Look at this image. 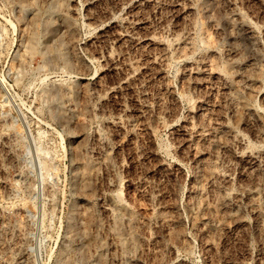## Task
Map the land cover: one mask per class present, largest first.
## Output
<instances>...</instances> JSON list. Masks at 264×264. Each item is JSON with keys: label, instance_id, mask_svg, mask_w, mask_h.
<instances>
[{"label": "rangeland", "instance_id": "obj_1", "mask_svg": "<svg viewBox=\"0 0 264 264\" xmlns=\"http://www.w3.org/2000/svg\"><path fill=\"white\" fill-rule=\"evenodd\" d=\"M58 1L0 0V264H264V0Z\"/></svg>", "mask_w": 264, "mask_h": 264}, {"label": "bare ground", "instance_id": "obj_2", "mask_svg": "<svg viewBox=\"0 0 264 264\" xmlns=\"http://www.w3.org/2000/svg\"><path fill=\"white\" fill-rule=\"evenodd\" d=\"M56 1V0H55ZM58 1V0H57ZM59 1H61L62 2V0H59ZM59 1L57 2V3H59ZM151 2H152V0H150ZM154 1V0H153ZM166 2H167V0H165ZM178 1H180V0H178ZM184 1V0H183ZM255 1H257V0H255ZM175 2V1H174ZM259 2V1H258ZM257 2V3H258ZM261 2V1H260ZM226 3V2H225ZM153 4V3H152ZM171 4V3H170ZM172 4H174V3H172ZM261 4V3H260ZM55 5V4H54ZM181 5V4H180ZM223 5H225V4H223ZM261 5H264V4H261ZM260 5V6H261ZM59 6V5H58ZM147 6H148V4H147ZM154 6V5H153ZM172 6V5H171ZM174 6V5H173ZM173 6H172V8H173ZM176 6V5H175ZM185 5H183V7H184ZM227 7H230V6H227ZM55 8H56V5H55ZM175 8V7H174ZM177 8H178V6H177ZM264 8V7H263ZM190 9V8H189ZM173 10H175V9H173ZM182 10V9H181ZM187 11V10H186ZM190 11V10H189ZM264 11V10H263ZM263 11H261L262 13H263ZM176 12H177V10H176ZM259 12H260V9H259ZM93 13H95V12H93ZM179 13V12H178ZM181 13H182V11H181ZM186 13V12H185ZM186 15V14H185ZM234 15L235 16H240V15H238L237 13H235L234 12ZM67 16V15H66ZM95 16V15H94ZM258 16H259V14H258ZM65 17V16H64ZM63 17V18H64ZM69 17V16H68ZM144 17V16H143ZM183 17V16H182ZM66 18V17H65ZM94 18V17H93ZM231 18V17H230ZM234 18V17H233ZM239 18H241V17H239ZM238 18V19H239ZM59 19H60V17H59ZM68 19V18H67ZM235 19V18H234ZM243 18H241V20H242ZM69 20V19H68ZM141 20V19H140ZM139 20V21H140ZM231 20V19H230ZM240 20V19H239ZM238 20V21H239ZM232 21V20H231ZM233 22V21H232ZM65 23V22H64ZM64 23H63V25H64ZM141 23H142V21H141ZM148 23V22H147ZM241 23H242V21H241ZM144 24V23H143ZM232 24V23H231ZM239 24V23H238ZM244 24V23H243ZM145 25V24H144ZM235 26V25H234ZM234 26H233V24H232V27H233V29H234ZM240 26V25H239ZM249 26V25H248ZM246 27L245 26V29L249 32V34H251L250 33V28L249 27ZM244 27V26H243ZM67 28V27H66ZM113 28V27H112ZM135 28V27H134ZM139 28V27H138ZM137 28V29H138ZM70 29H71V26H70ZM110 29V28H109ZM241 29V28H240ZM253 29V28H252ZM68 30V29H67ZM111 30H115V29H111ZM121 30V29H120ZM123 30V29H122ZM126 30V29H125ZM144 31V30H143ZM142 31V32H143ZM146 31V30H145ZM144 31V32H145ZM243 31V30H242ZM104 32H107V31H104ZM103 32V33H104ZM110 32V31H109ZM127 32V31H126ZM141 32V33H142ZM143 32V33H144ZM54 33H56V32H54ZM108 33V32H107ZM128 33V32H127ZM126 33V34H127ZM131 33V32H130ZM140 33V32H139ZM245 33H247V32H245ZM106 34V33H105ZM116 35H115V37H113V38H118V39H121L122 37L124 38L125 36H127L126 34H122V32L121 33H115ZM133 34V33H132ZM56 35V34H55ZM109 35V34H108ZM130 35V34H129ZM129 35H128V37H129ZM176 35V34H175ZM247 35V34H246ZM112 36V35H111ZM110 36V37H111ZM114 36V35H113ZM133 36V35H132ZM250 36V35H249ZM52 37H53V35H52ZM155 37V36H154ZM153 37V38H154ZM106 38H107V35H106ZM109 38V37H108ZM136 38V37H135ZM137 38H138V36H137ZM156 38V37H155ZM254 38V37H253ZM252 38V39H253ZM125 39V41H126V39H128V38H124ZM175 39V38H174ZM173 39V40H174ZM178 39V37H176V40ZM53 40V39H52ZM115 40V39H114ZM117 40V39H116ZM136 39H134V41H135ZM140 41L141 43H143V44H149V43H152V41L154 42V39H151V37L149 36V34H143L141 37H140V39H137V41ZM152 40V41H151ZM112 41V40H111ZM122 41V43H123V41L124 40H121ZM136 41V42H137ZM138 41V42H139ZM179 41V40H178ZM137 42V43H138ZM158 42V41H157ZM119 43H120V41H119ZM129 43H133V42H127V44H129ZM160 43V42H159ZM162 43V42H161ZM51 44V43H50ZM52 44H54V45H51V46H49L48 47V49H47V51H48V54L50 53L51 54V56H52V58H51V56H50V58L52 59V61L54 62V60L55 61H62L63 63H66V62H68V60H67V57H66V54H65V52L63 51V49H62V47H61V45H60V43L59 44H55V43H52ZM134 44V43H133ZM132 44V45H133ZM154 44H156V43H154ZM154 44H153V46H154ZM138 45V44H137ZM140 45H142V44H140ZM139 45V46H140ZM158 45V44H157ZM127 46V45H126ZM126 46H124V44H123V47H126ZM134 46V45H133ZM139 46H137V48L139 47ZM145 46H147V45H145ZM152 46V47H153ZM123 47H121V49L123 48ZM144 47V46H143ZM155 47V46H154ZM153 47V48H154ZM157 47V46H156ZM47 48V47H46ZM150 48H151V45H150ZM159 48V47H158ZM123 49H125V48H123ZM140 49H141V47H140ZM148 49V48H147ZM146 49V50H147ZM157 49V48H156ZM143 50V49H142ZM149 50H153L152 48L151 49H149ZM154 51V50H153ZM157 51V50H156ZM164 51V50H163ZM124 52V51H123ZM144 52V51H143ZM146 53V52H145ZM155 53V52H154ZM153 53V54H154ZM160 53V52H159ZM150 54V53H149ZM165 54V53H164ZM161 55V54H160ZM163 55V54H162ZM111 56H113V55H111ZM120 56V55H119ZM154 56V55H153ZM122 57V56H121ZM162 57V56H161ZM160 57V58H161ZM120 58V57H119ZM124 58V57H123ZM122 58V59H123ZM159 58V57H158ZM106 59H108V58H106ZM121 59V60H122ZM126 59V58H125ZM147 59H150V58H147ZM155 59V58H154ZM163 59V58H162ZM118 59H116L115 58V55H114V57H112V58H110L109 59V62H111V64H112V67H113V69L114 70H116V71H120V72H117L118 73V75H119V73H121V69H124L125 67L127 68L129 65L127 64V63H124V62H121V60L120 61H117ZM108 61V60H107ZM125 61H127V59L125 60ZM158 61H159V59H158ZM158 61H157V63H158ZM235 61V60H234ZM147 62V61H146ZM146 62H144V63H146ZM130 63V62H129ZM154 63V62H153ZM156 63V62H155ZM160 63V62H159ZM134 64V63H133ZM138 64V63H137ZM143 64V63H142ZM232 64V63H231ZM235 64V63H234ZM238 65L240 64V63H237ZM135 65V64H134ZM133 65V66H134ZM139 65V64H138ZM137 65V66H138ZM145 65V64H144ZM151 65V64H150ZM149 65V66H150ZM155 65V64H154ZM154 65H153V67H154ZM233 65V64H232ZM109 67L111 66V65H108ZM132 65H130V67H131ZM136 65H135V67H137ZM145 66H147V64L145 65ZM134 67V68H135ZM139 67H140V65H139ZM138 67V68H139ZM142 67H144V66H142ZM152 67V66H151ZM232 67V66H231ZM109 69V68H108ZM135 69H137V68H135ZM110 70V69H109ZM114 70H112V71H114ZM126 69H124L123 71H125ZM193 70V69H192ZM211 70V69H210ZM111 71V70H110ZM128 71V70H127ZM135 71V70H134ZM213 71V70H212ZM190 72L191 73H193L191 70H190ZM215 72H217V74H218V72L219 71H215ZM222 72V71H221ZM221 72H219V73H221ZM134 73V72H133ZM196 74V73H195ZM210 75V74H209ZM216 75V74H215ZM222 75V74H221ZM112 76V75H111ZM114 76H117L116 74L114 75ZM128 73H121L120 74V76L119 77H115L116 79H117V84L119 83L120 85H121V83H125V79H127L128 77ZM220 76V75H219ZM223 77V76H222ZM226 77V76H225ZM217 78V77H216ZM221 78V77H220ZM224 78V77H223ZM101 79V78H100ZM131 79V78H130ZM224 79H226V78H224ZM112 80H114V81H110V80H108V81H110V82H115V79H112ZM98 82H99V80H97ZM129 81V80H128ZM103 82V81H102ZM107 82V81H106ZM106 82H104V83H106ZM108 83V82H107ZM127 83V82H126ZM109 84H112V83H109ZM117 84H116V86H117ZM118 84V85H119ZM98 85V87H99V91L101 92V91H105V90H109V88L107 89V86H105L104 84H97ZM111 86V85H110ZM124 86V85H123ZM128 85H126L125 87H127ZM118 87V86H117ZM110 88H112V87H110ZM115 88V87H114ZM123 88V87H122ZM130 88H131V84H130ZM124 89V88H123ZM126 89V88H125ZM98 90V89H97ZM110 90H113V89H110ZM119 90V89H118ZM128 90V89H127ZM94 92H95V90H94ZM93 92V93H94ZM98 92V91H97ZM92 93V92H91ZM103 93V92H102ZM105 93V92H104ZM68 94V92H67V89H62V88H60V89H58L57 91H56V93H54V96L56 95L57 97H59V99H64V98H67V95ZM238 94V93H237ZM101 96V95H100ZM69 98H70V96H68ZM102 97V96H101ZM99 98V97H98ZM100 99V98H99ZM66 100V99H65ZM69 100V99H68ZM64 101V100H63ZM261 119V118H260ZM114 120V119H113ZM112 120V121H113ZM190 119H188V121H189ZM259 120V119H258ZM108 121H110V120H108ZM111 121V122H112ZM259 121H261V120H259ZM105 122V121H104ZM106 122H107V120H106ZM123 122V121H122ZM190 122V121H189ZM202 122V121H201ZM107 124H109V123H107ZM195 124V123H194ZM198 124V123H197ZM201 124V123H200ZM120 120H117L116 118H115V121H113L112 123H111V126H113V127H117V129H119L118 127H120ZM185 125H188V124H185ZM185 125H184V129L186 128L185 127ZM189 125H191V124H189ZM196 125V124H195ZM199 125V124H198ZM110 126V124H109V127H111ZM190 127V126H189ZM198 127V126H197ZM202 127H203V125H202ZM122 128V127H121ZM201 128V127H200ZM114 129V128H113ZM187 129V128H186ZM194 128H192L190 131L192 132V130H193ZM196 129V128H195ZM194 129V130H195ZM202 129V128H201ZM116 130V129H115ZM188 130V129H187ZM186 130V131H187ZM199 130V129H198ZM200 131H202V130H200ZM204 131H205V129H204ZM195 132V131H194ZM193 132V133H194ZM203 132V131H202ZM181 133V132H180ZM186 133H188V132H186ZM190 133V132H189ZM192 133V134H193ZM198 133V132H197ZM207 133V132H206ZM182 134H183V132H182ZM184 134H185V131H184ZM195 134V133H194ZM193 134V135H194ZM101 135V134H100ZM199 135H202V134H199ZM204 135H206V134H204ZM203 135V136H204ZM181 136V135H180ZM195 136V135H194ZM98 137H99V135H98ZM101 138H102V136H100ZM182 137V136H181ZM183 137H184V135H183ZM188 137V136H187ZM190 137H191V135H190ZM198 137V136H197ZM204 137H206V136H204ZM94 138H95V136H94ZM203 138V137H202ZM240 137H238V139H239ZM242 138V137H241ZM240 138V140H243V138L241 139ZM98 139V138H97ZM103 139V138H102ZM197 139V138H196ZM207 139V138H206ZM180 140H182V139H180ZM185 140V139H184ZM187 140V139H186ZM185 140V141H186ZM199 140H200V138H199ZM205 140V138L204 139H202V141H204ZM96 141H98V140H96ZM100 141V140H99ZM197 141V140H196ZM206 141V140H205ZM195 142V141H194ZM201 142V141H200ZM97 143V142H96ZM189 143V142H188ZM196 144H197V142H195ZM201 143H205V142H201ZM99 144V143H98ZM98 144H97V146H98ZM187 145V144H186ZM203 145V144H202ZM98 148V147H97ZM100 148V147H99ZM247 150V149H246ZM191 151H193V150H191ZM196 151V150H195ZM245 152V151H244ZM243 153V152H242ZM246 153V152H245ZM249 153V152H248ZM256 153V152H255ZM255 153H254V157H255ZM105 154V153H104ZM239 155V154H238ZM240 155H241V157H242V154L240 153ZM246 155H247V153H246ZM258 156V155H257ZM256 156V157H257ZM83 157V159L84 160H82L81 159V161H85V157L86 156H81V158ZM105 157H106V154H105ZM239 157V156H238ZM107 158V157H106ZM109 158V157H108ZM244 158V157H243ZM249 158V157H248ZM104 159V158H103ZM250 159H251V157H250ZM255 159H257V158H255ZM255 159H253L254 161H255ZM86 160H88V159H86ZM89 160H91V159H89ZM105 160H108V159H105ZM105 160H104V162H105ZM251 161V160H250ZM86 163V162H85ZM89 163V162H88ZM106 163V162H105ZM91 164V163H90ZM204 164V163H203ZM95 165V164H94ZM82 166H83V164H82ZM86 166V165H85ZM88 166H89V164H88ZM93 166V165H92ZM81 167V166H80ZM82 168V167H81ZM84 168V167H83ZM89 169H91V167H88ZM88 168H87V166L82 170V171H84V170H88ZM93 168V167H92ZM81 170V169H80ZM80 172V171H79ZM86 172H88V171H85V173ZM78 174V173H77ZM88 174V173H87ZM86 176V175H85ZM81 177H82V175H81ZM80 177V178H81ZM83 177H84V175H83ZM87 180H88V178H86ZM84 181H86L85 179H84ZM111 182V181H110ZM108 184H110V183H108ZM113 185H115V183H113ZM108 186V185H107ZM109 187V186H108ZM112 187V186H111ZM109 189V188H108ZM110 194V193H109ZM110 197V196H109ZM113 197V196H112ZM114 199V198H113ZM108 200V199H107ZM114 201H115V199H114ZM110 203V202H109ZM115 204L117 203V202H114ZM118 205V204H117ZM114 206V205H113ZM118 207V206H117ZM112 209V208H111ZM109 207H105L104 208V211H105V213L103 212V214L104 215H109L108 217L110 218L112 215H113V211L111 210ZM116 209V208H115ZM161 209V211L164 209H162V207L160 208ZM118 211V210H117ZM90 212H93V211H90ZM101 212V211H100ZM94 213V212H93ZM120 213H122L123 214V212H120ZM262 213H264V211L262 212ZM90 215H91V213H90ZM89 215V216H90ZM107 215H106V217H107ZM116 215H118V213L116 214ZM121 215V214H120ZM124 215V214H123ZM92 216V215H91ZM122 216V215H121ZM125 216V215H124ZM113 217V216H112ZM111 217V218H112ZM131 217H133L132 215H131ZM108 218V219H109ZM123 218V217H122ZM122 218L121 217H115L114 216V218H113V228H112V232H110V234L112 233L113 234V237H112V235L111 236H109V237H112V238H114L115 240H123V238H125V237H131V241H132V236L134 235L132 232H131V235H130V233H127V231H125L124 229H123V220H122ZM95 219V218H94ZM93 219V220H94ZM98 219V218H97ZM126 219V218H125ZM110 221H111V219H109ZM9 221V220H8ZM91 221H92V219H91ZM125 221V220H124ZM127 221V220H126ZM131 221V220H130ZM133 221V220H132ZM7 223V222H6ZM99 223H100V221H99ZM99 223H97V224H99ZM112 223V222H111ZM128 223V222H127ZM136 222H134V224H135ZM8 224V223H7ZM96 224V225H97ZM134 224H132V225H134ZM3 225H5V223H3ZM92 225V224H91ZM90 224H89V226H91ZM94 225V224H93ZM125 225V224H124ZM97 226H99V225H97ZM103 226V225H102ZM101 225L99 226V227H102ZM105 226V225H104ZM126 226V225H125ZM136 225H134V227H135ZM84 227H88V225L87 226H84ZM109 227H111V226H109ZM108 227V225H107V228H109ZM11 228V227H10ZM98 228V227H97ZM125 228V227H124ZM128 228V227H127ZM126 228V229H127ZM5 228L3 227V230H4ZM7 229V228H6ZM9 229V228H8ZM7 229V230H8ZM83 229V228H82ZM103 229H104V227H103ZM84 230H85V228H84ZM91 230V229H90ZM98 230V229H97ZM105 230V229H104ZM81 231V230H80ZM88 231V230H87ZM98 231H100V230H98ZM103 231V230H102ZM108 231H110V228L108 229ZM134 231V230H133ZM1 232V231H0ZM7 232V231H6ZM84 232L85 231H83V232H81V234L83 233L84 234ZM89 232V231H88ZM87 232V233H88ZM137 232V231H136ZM135 232V233H136ZM86 233V232H85ZM87 233H86V235H87ZM90 233V232H89ZM92 233H93V231H92ZM80 234V233H79ZM96 235H98L97 234V231H96V233H95ZM107 234V233H106ZM85 235V234H84ZM90 235V234H89ZM83 236V235H82ZM92 236H93V234H92ZM139 236V235H138ZM138 236H136V238L138 237ZM84 237V236H83ZM86 237V236H85ZM96 237H98V236H96ZM95 237V238H96ZM87 238H89V237H87ZM92 238H94V236L93 237H91V239ZM135 238V237H134ZM91 239H90V241H91ZM102 239V238H101ZM108 239V238H107ZM111 239V238H110ZM138 239H140V237L138 238ZM112 240V239H111ZM108 241H109V239H108ZM127 241V240H126ZM130 240H128L127 242H129ZM137 241V240H136ZM135 241V242H136ZM101 242V241H100ZM118 242V241H117ZM133 242V241H132ZM134 242V243H135ZM91 243H92V241H91ZM90 242H89V244H91ZM98 243H99V241H98ZM112 243V242H111ZM114 243V242H113ZM121 243V242H120ZM124 243V240H123V242H122V244ZM131 243V242H130ZM137 243H138V241H137ZM137 243H136V245H137ZM93 245H94V243H92ZM96 244V243H95ZM114 244H117V243H114ZM103 245H105V244H103ZM102 245V246H103ZM120 245V244H119ZM139 245H140V240H139ZM91 246V245H90ZM96 246V245H95ZM99 246V245H98ZM97 246V247H98ZM100 246H101V243H100ZM123 246V245H122ZM88 247H89V245H88ZM96 247V248H97ZM121 247V246H120ZM124 247V246H123ZM130 247V246H129ZM138 247H140V246H138ZM75 248V247H74ZM103 248V247H102ZM125 248V247H124ZM136 248H137V246H136ZM68 249V248H67ZM70 249V248H69ZM77 249V248H76ZM88 249V248H87ZM87 249H85L86 251H87ZM120 249V248H119ZM82 250V249H81ZM123 251H124V249H122ZM129 250H131V248L129 249ZM74 251V250H73ZM78 251H79V249H78ZM70 252V254L72 253L71 251H69ZM68 252V250H67V253H69ZM75 252V251H74ZM89 254H90V250L88 249V251H87ZM86 252V253H87ZM66 253V252H65ZM64 253V254H65ZM66 253V254H67ZM77 253H79V252H77ZM77 253H76V255H77ZM85 252L83 253L82 252V254H84V256H86V258H87V254H86ZM80 254V253H79ZM86 254V255H85ZM100 254V253H99ZM72 256L70 257L69 255H68V257L66 258L67 259V262H70L71 260H72V258H74V254H71ZM91 255V254H90ZM79 256V255H78ZM83 256V257H84ZM100 256V255H99ZM64 257V256H63ZM70 257V258H69ZM101 258H102V255L100 256ZM78 258V257H77ZM82 258V257H81ZM88 258H89V256H88ZM95 259V258H94ZM63 260V259H62ZM104 260V259H103ZM76 261V260H75ZM96 260H94V262H95ZM65 262V261H64ZM72 262V261H71ZM77 263V262H76ZM69 264V263H68ZM95 264V263H94ZM97 264H98V262H97ZM104 264V263H103Z\"/></svg>", "mask_w": 264, "mask_h": 264}]
</instances>
